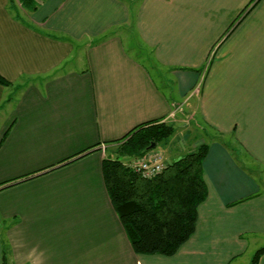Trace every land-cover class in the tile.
Segmentation results:
<instances>
[{
	"label": "crops",
	"instance_id": "0c3cea01",
	"mask_svg": "<svg viewBox=\"0 0 264 264\" xmlns=\"http://www.w3.org/2000/svg\"><path fill=\"white\" fill-rule=\"evenodd\" d=\"M0 75V264H242L264 237V0H0ZM160 122L175 154L208 147L169 256L133 250L102 171Z\"/></svg>",
	"mask_w": 264,
	"mask_h": 264
},
{
	"label": "trees",
	"instance_id": "16d2710c",
	"mask_svg": "<svg viewBox=\"0 0 264 264\" xmlns=\"http://www.w3.org/2000/svg\"><path fill=\"white\" fill-rule=\"evenodd\" d=\"M0 83L9 82L0 75ZM173 134V126L165 122L142 124L123 138L118 149L139 158ZM153 142L156 145L149 149ZM207 152V145H202L168 162L150 179L135 172L131 161L118 157L103 160L110 200L136 253L173 255L192 236L198 208L208 195L203 169ZM262 255L264 247L256 252L251 264H259Z\"/></svg>",
	"mask_w": 264,
	"mask_h": 264
},
{
	"label": "rangeland",
	"instance_id": "374dc122",
	"mask_svg": "<svg viewBox=\"0 0 264 264\" xmlns=\"http://www.w3.org/2000/svg\"><path fill=\"white\" fill-rule=\"evenodd\" d=\"M133 6V4H132ZM134 20H132L133 22ZM239 20H236V23ZM129 29H125L122 30V35L125 37V42H126V49L134 56H139V50L138 48L141 46L139 44V40L141 41V39L139 38V35L137 33V30L135 29V27L133 26V23H131V25L128 26ZM141 57V56H139ZM144 59V58H141ZM143 61V60H142ZM143 62H145V64H147L149 67H151V71H157L151 64L150 61L148 60H144ZM159 79H163V78H159ZM9 110V109H8ZM9 112V111H8ZM170 125V124H169ZM191 131V135L194 133V127H190L189 128ZM187 132V131H185ZM173 136H170L168 139L159 142L157 144V146L155 147V150L160 151L163 155V159L165 160V157H168V159L173 158L172 160H177L179 159L181 156H183L184 154H175V150H174V146L172 147V144H175L176 141L173 140ZM201 147V146H200ZM199 147V148H200ZM198 150V149H197ZM108 156L115 158L118 157L120 160L123 161H127L129 159V156L127 154H125L124 152H121L120 149H117L116 153H112L110 151H108ZM135 158V157H134ZM130 161V160H129ZM171 161V160H169ZM168 160L166 162V164L169 162ZM263 173H261L260 171ZM250 171H252V173L256 176H262L263 179V186H264V168H250ZM259 173V174H258ZM262 174V175H261ZM9 224V221L7 224H2L0 225V230L4 231L6 229V226ZM255 242L253 245H251L248 249V251L246 253H244V255L242 256V264H251L252 262V258L254 257V255L256 254V252L261 249L262 247H264V237H256L254 238ZM260 241L259 244H257L256 242Z\"/></svg>",
	"mask_w": 264,
	"mask_h": 264
},
{
	"label": "built area",
	"instance_id": "2783aa9c",
	"mask_svg": "<svg viewBox=\"0 0 264 264\" xmlns=\"http://www.w3.org/2000/svg\"><path fill=\"white\" fill-rule=\"evenodd\" d=\"M130 165L135 172L149 179L160 174L167 166L162 154L156 150H151L131 161Z\"/></svg>",
	"mask_w": 264,
	"mask_h": 264
},
{
	"label": "water",
	"instance_id": "95a60500",
	"mask_svg": "<svg viewBox=\"0 0 264 264\" xmlns=\"http://www.w3.org/2000/svg\"><path fill=\"white\" fill-rule=\"evenodd\" d=\"M155 145H156V143L153 142V143L149 146V149H152Z\"/></svg>",
	"mask_w": 264,
	"mask_h": 264
}]
</instances>
